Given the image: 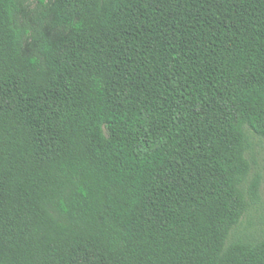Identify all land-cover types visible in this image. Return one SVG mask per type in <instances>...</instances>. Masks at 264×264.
I'll return each instance as SVG.
<instances>
[{"label": "trees", "instance_id": "obj_1", "mask_svg": "<svg viewBox=\"0 0 264 264\" xmlns=\"http://www.w3.org/2000/svg\"><path fill=\"white\" fill-rule=\"evenodd\" d=\"M264 0H0V264H264Z\"/></svg>", "mask_w": 264, "mask_h": 264}, {"label": "rangeland", "instance_id": "obj_2", "mask_svg": "<svg viewBox=\"0 0 264 264\" xmlns=\"http://www.w3.org/2000/svg\"><path fill=\"white\" fill-rule=\"evenodd\" d=\"M252 170L248 176L250 182L257 174L261 175L260 200L242 218L240 225L232 231L230 240L243 235L264 237V139L255 136L253 138Z\"/></svg>", "mask_w": 264, "mask_h": 264}]
</instances>
